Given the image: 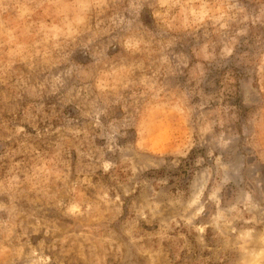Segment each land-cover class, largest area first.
<instances>
[{"label":"rangeland","instance_id":"obj_1","mask_svg":"<svg viewBox=\"0 0 264 264\" xmlns=\"http://www.w3.org/2000/svg\"><path fill=\"white\" fill-rule=\"evenodd\" d=\"M0 264H264V0H0Z\"/></svg>","mask_w":264,"mask_h":264}]
</instances>
